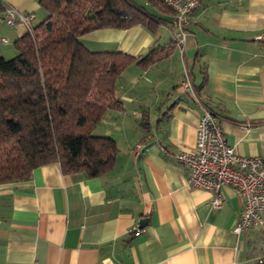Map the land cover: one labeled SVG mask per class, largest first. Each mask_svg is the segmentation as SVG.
I'll list each match as a JSON object with an SVG mask.
<instances>
[{
	"label": "crops",
	"instance_id": "1",
	"mask_svg": "<svg viewBox=\"0 0 264 264\" xmlns=\"http://www.w3.org/2000/svg\"><path fill=\"white\" fill-rule=\"evenodd\" d=\"M4 2L33 12V24L46 16L39 0ZM149 7L160 18L154 30L106 27L81 37L93 51L138 58L156 51L150 66L131 64L143 69L136 82L118 81L116 116L123 102L143 111L136 133L101 175L65 173L51 162L29 179L1 184L0 264H255L264 256L247 236L256 228L234 231L243 209L237 189L225 185L224 201L213 209V191L191 187L188 165L176 158L195 147L204 108L218 116L239 154L264 158V0H201L184 49L173 12ZM26 32L24 23L0 22V45ZM186 66L189 92L182 86Z\"/></svg>",
	"mask_w": 264,
	"mask_h": 264
},
{
	"label": "trees",
	"instance_id": "2",
	"mask_svg": "<svg viewBox=\"0 0 264 264\" xmlns=\"http://www.w3.org/2000/svg\"><path fill=\"white\" fill-rule=\"evenodd\" d=\"M45 18L14 41L17 54L0 55V185L31 178L36 167L58 162L65 173L101 175L115 164L119 146L94 128L110 109L122 72L153 64L120 51H93L82 36L94 29L144 25L160 18L150 6L174 11L164 0H39ZM0 0V14L6 10ZM264 230V227H263ZM255 264H264V256Z\"/></svg>",
	"mask_w": 264,
	"mask_h": 264
},
{
	"label": "built area",
	"instance_id": "3",
	"mask_svg": "<svg viewBox=\"0 0 264 264\" xmlns=\"http://www.w3.org/2000/svg\"><path fill=\"white\" fill-rule=\"evenodd\" d=\"M174 11L175 33L178 45L184 49L186 26L193 11L201 0H164ZM33 12H23L16 7H7L0 14V22L8 25L24 23L28 29L34 19ZM7 42L6 37H2ZM182 86L185 91L193 90L189 66L184 69ZM176 158L188 165V183L191 187L210 190L214 193L213 209L221 207L224 201L223 187L231 185L237 189L243 200V209L234 226L238 234L250 228L264 227V158L260 155L244 156L229 144L218 116L209 108H204L197 125L196 145L183 149Z\"/></svg>",
	"mask_w": 264,
	"mask_h": 264
},
{
	"label": "rangeland",
	"instance_id": "4",
	"mask_svg": "<svg viewBox=\"0 0 264 264\" xmlns=\"http://www.w3.org/2000/svg\"><path fill=\"white\" fill-rule=\"evenodd\" d=\"M39 20L40 17L38 16L36 22H38ZM171 25L173 26L174 24ZM0 47L4 50V54H6L5 56H1L11 58L17 54V50L14 46V40L12 39L10 40V42L0 45ZM142 74L143 69L141 67L137 66L136 64L131 65L128 69H125L122 72V75L119 78V83H127L128 81L136 82V79L141 78L140 76ZM123 106L124 108L121 111L120 117L116 116L117 114L115 113L114 109H110L106 112L103 120L93 130V133L97 135H111L117 141L119 149L124 146L125 141L128 137H131L133 136V134L136 133L135 131L137 130V126L132 125H136L137 122L143 120V118L140 117L143 111L140 110L136 112L134 109H131L134 106H132V104L129 102H123ZM121 122H127L128 125L123 126V123L121 124ZM253 228H256L257 231L254 233H247L249 241H252V245L257 247L258 250H262L264 249V231L262 229L263 227L256 226Z\"/></svg>",
	"mask_w": 264,
	"mask_h": 264
},
{
	"label": "water",
	"instance_id": "5",
	"mask_svg": "<svg viewBox=\"0 0 264 264\" xmlns=\"http://www.w3.org/2000/svg\"><path fill=\"white\" fill-rule=\"evenodd\" d=\"M141 222H145V219H143Z\"/></svg>",
	"mask_w": 264,
	"mask_h": 264
}]
</instances>
